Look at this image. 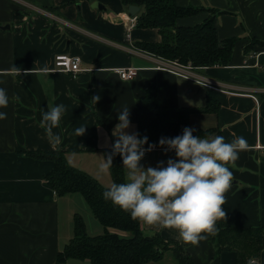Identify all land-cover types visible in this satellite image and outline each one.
I'll use <instances>...</instances> for the list:
<instances>
[{"label":"crops","instance_id":"0c3cea01","mask_svg":"<svg viewBox=\"0 0 264 264\" xmlns=\"http://www.w3.org/2000/svg\"><path fill=\"white\" fill-rule=\"evenodd\" d=\"M94 1L102 8L93 6ZM176 1L225 10L215 19L218 38L240 37L229 64L197 69L219 81L221 88L158 67L155 56L135 44L160 40L158 29L138 27L122 0H0V88L9 96L8 107L0 108L7 113L0 120V264H92L74 257L56 262L58 251L73 236V213L78 204L87 210L86 200L79 192L58 195L44 178L54 161L26 151L65 150L72 165L110 185V172L102 174L98 168L103 149L115 140L117 113L128 106V131L137 133V108L150 84L156 86L168 120L175 121L179 111L188 110L191 128L216 129L205 137L223 136L225 142L246 139L248 150L228 165L234 180L225 194L226 219L220 222L264 225V48L244 51L249 37L264 39V0ZM208 14L203 10L180 17L177 23L194 25ZM58 53L80 56L82 70L73 75L58 69ZM128 66L138 73L125 80L116 68ZM208 95L219 101L217 112L205 111ZM14 96L19 100L13 101ZM94 96L100 97L96 103ZM56 105H64L65 112L53 129L60 137L54 146L40 121L42 113ZM82 126L86 133L77 137L75 129ZM170 158L176 159L175 152L161 148L148 152L140 163L147 168L163 161L166 166ZM141 225L148 233L157 231L166 240H179L174 230ZM94 228L104 229L96 223ZM184 246L196 264H237L234 250L214 256L212 236L198 246ZM166 252L148 264H159ZM254 264H264V248Z\"/></svg>","mask_w":264,"mask_h":264},{"label":"trees","instance_id":"16d2710c","mask_svg":"<svg viewBox=\"0 0 264 264\" xmlns=\"http://www.w3.org/2000/svg\"><path fill=\"white\" fill-rule=\"evenodd\" d=\"M127 7L139 6L136 16L138 27L157 28L161 38L158 41H136L141 49L154 55L187 64L196 69L211 65H227L232 60L233 50L239 36L220 41L215 25L216 16L225 12L213 6L180 5L176 0H122ZM206 10L209 14L194 25H179L180 17ZM246 37V36H244ZM256 46V47H255ZM264 48V39L254 36L248 38L244 51H257ZM205 111L217 112L219 101L207 96ZM188 110L179 111L177 119L170 121L166 117V107L159 103L154 84L148 85L137 108V133L147 136L148 143L158 142L161 137L174 138L183 134L189 125ZM215 128L195 129L194 136L205 137ZM221 133L220 130H218ZM145 146H148L147 144ZM104 148V156L111 152ZM28 155L54 161L53 168L45 174L46 182L58 195L79 192L83 195L94 216L104 227L99 234H89L83 217L74 215L73 236L58 251L56 262L67 258L89 259L92 264H148L159 261L167 250H171L177 264H196L179 240H166L155 231L146 232L141 223L131 219L130 214L114 206L103 198V192L110 186L103 184L89 172L72 165L66 151L62 149L28 150ZM113 182H126V169L122 158H113V167L109 170ZM116 228L128 232L122 234L111 230ZM218 232L212 236L215 247L214 256L223 250H234L237 264H254L264 248V225L225 226L217 222Z\"/></svg>","mask_w":264,"mask_h":264},{"label":"clouds","instance_id":"9594fccd","mask_svg":"<svg viewBox=\"0 0 264 264\" xmlns=\"http://www.w3.org/2000/svg\"><path fill=\"white\" fill-rule=\"evenodd\" d=\"M99 99L94 96L92 100L96 103ZM12 100L18 101L19 97ZM8 105L9 96L0 88V108ZM64 112V105H56L42 113L40 126L54 146L60 143V137L53 129L59 127ZM117 116L112 150L105 154L98 171L108 173L113 158L119 155L126 169V182L111 183L103 198L145 226L176 231L184 244L198 246L208 236H215L217 222L226 219L225 194L234 180L228 165L235 163L240 152L248 150L246 139L236 137L225 142L223 136L202 138L193 135L195 129L185 127L182 135L159 140V146L166 153L174 151L176 159H168L166 166L161 161L157 167L145 168L140 162L156 145L149 144L147 136L128 131L131 127L128 106H123ZM6 118L7 113L0 112V120ZM85 133L86 127L75 129L77 137Z\"/></svg>","mask_w":264,"mask_h":264},{"label":"built area","instance_id":"2783aa9c","mask_svg":"<svg viewBox=\"0 0 264 264\" xmlns=\"http://www.w3.org/2000/svg\"><path fill=\"white\" fill-rule=\"evenodd\" d=\"M132 19L136 21V16L133 15ZM154 56L158 67L168 69L179 76L195 81L201 85L207 87L221 88L219 81L203 75L202 73L197 71V69L190 63L184 64L176 60L167 59L157 55ZM80 63H81V58L78 55L58 53L55 56L56 67L64 72L71 73L73 75L78 74L82 70ZM116 72L119 74V76L122 79L127 80L134 78L138 73V69L133 66L118 67L116 68ZM151 144L156 145V147L153 150L161 149L158 142H153ZM144 147L147 148L148 146H144ZM147 153L148 152H146V154Z\"/></svg>","mask_w":264,"mask_h":264},{"label":"rangeland","instance_id":"374dc122","mask_svg":"<svg viewBox=\"0 0 264 264\" xmlns=\"http://www.w3.org/2000/svg\"><path fill=\"white\" fill-rule=\"evenodd\" d=\"M85 205H86V209H87V210L84 211L83 206L80 205V204H78V205H77V206H79V207H78V212H76V213H78V214L81 215V213L85 212V213H84V214H85V219H84V218H83V219H84V221H85L86 227L88 226V230H89V232H91L92 234H99L100 231H96V230H99V229H95V228H94V225H95V223H96L98 227H102V228H103V225H102V224L100 223V221L94 216V214H93V212L91 211V209H90L89 205L87 204V202H85ZM76 213H73V225H74V215H75ZM81 216H82V215H81ZM88 230H87V231H88ZM103 231H104V229H103L100 233H102ZM146 232H148V231H146ZM91 233H89V234H91ZM127 233H128V232H127ZM173 261H175V259H174V256H173L171 250H170V251H167V252H166V255H165L164 259H163L162 261L158 262V263H159V264H173Z\"/></svg>","mask_w":264,"mask_h":264},{"label":"water","instance_id":"95a60500","mask_svg":"<svg viewBox=\"0 0 264 264\" xmlns=\"http://www.w3.org/2000/svg\"><path fill=\"white\" fill-rule=\"evenodd\" d=\"M93 6H97L99 8H102L103 5L101 3H99L98 1H94ZM138 11H139V6L138 5H136V4H130L128 6V12L130 14L136 15ZM6 26H8V25H6Z\"/></svg>","mask_w":264,"mask_h":264}]
</instances>
